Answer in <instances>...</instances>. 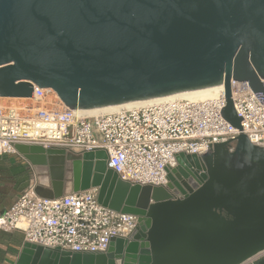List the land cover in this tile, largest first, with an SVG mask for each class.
<instances>
[{"label":"water","instance_id":"95a60500","mask_svg":"<svg viewBox=\"0 0 264 264\" xmlns=\"http://www.w3.org/2000/svg\"><path fill=\"white\" fill-rule=\"evenodd\" d=\"M232 80L264 104V0H0V98L37 86L97 112L225 84L221 114L243 131ZM16 149L37 196L97 188L100 204L140 222L105 254L25 243L17 264H244L264 251V148L244 134L234 150L178 156L165 188L122 181L103 151Z\"/></svg>","mask_w":264,"mask_h":264},{"label":"built area","instance_id":"2783aa9c","mask_svg":"<svg viewBox=\"0 0 264 264\" xmlns=\"http://www.w3.org/2000/svg\"><path fill=\"white\" fill-rule=\"evenodd\" d=\"M204 101L171 99L134 109L92 117L78 116L58 94L34 86V105L0 104V156L18 154L17 145L76 155L103 151L108 167L133 186L167 187L169 173L181 154L209 153L218 144H231L244 134L264 148V104L247 82L231 81L234 107L243 131L227 122L225 84ZM35 182L12 207L0 214V231L22 232L25 243L79 254H105L114 240H130L140 228L139 216L104 207L99 190L43 199ZM261 252L244 264H256Z\"/></svg>","mask_w":264,"mask_h":264},{"label":"crops","instance_id":"0c3cea01","mask_svg":"<svg viewBox=\"0 0 264 264\" xmlns=\"http://www.w3.org/2000/svg\"><path fill=\"white\" fill-rule=\"evenodd\" d=\"M22 100V101H21ZM30 104L25 98H0L3 104ZM35 102V101H32ZM34 105V104H30ZM36 180L32 165L21 154L0 156V214L10 209L18 197ZM22 232L0 231V264H17L24 248Z\"/></svg>","mask_w":264,"mask_h":264},{"label":"bare ground","instance_id":"6f19581e","mask_svg":"<svg viewBox=\"0 0 264 264\" xmlns=\"http://www.w3.org/2000/svg\"><path fill=\"white\" fill-rule=\"evenodd\" d=\"M222 88H223L222 86H219L216 88L206 89V90H202V91H197V92L182 94V95H178V96L158 99V100H154V101L139 103V104L120 107V108L97 111V112H79L78 110L75 112L77 113L78 116L92 117V116H96V115H100V114H107V113L116 112V111L121 110V109L142 108L145 106H149L152 104H156V103L166 101V100H171V99H186V100H190V101L199 102V101L210 100V99L214 98ZM10 98L17 99L16 97H10Z\"/></svg>","mask_w":264,"mask_h":264},{"label":"rangeland","instance_id":"374dc122","mask_svg":"<svg viewBox=\"0 0 264 264\" xmlns=\"http://www.w3.org/2000/svg\"><path fill=\"white\" fill-rule=\"evenodd\" d=\"M0 104H3V103L0 102ZM11 104H12V103L3 104V105H5V106H9V105H10V106H11ZM24 104H25L24 102H23V103H22V102H19V101L14 102V105H17V106H19V105H24ZM30 104H36V102H32V101H31Z\"/></svg>","mask_w":264,"mask_h":264},{"label":"flooded vegetation","instance_id":"af4514ba","mask_svg":"<svg viewBox=\"0 0 264 264\" xmlns=\"http://www.w3.org/2000/svg\"><path fill=\"white\" fill-rule=\"evenodd\" d=\"M264 262V253L257 259L256 264Z\"/></svg>","mask_w":264,"mask_h":264}]
</instances>
